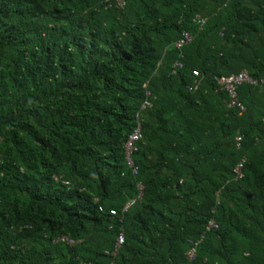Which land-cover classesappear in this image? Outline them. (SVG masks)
I'll return each mask as SVG.
<instances>
[{
  "label": "trees",
  "instance_id": "obj_1",
  "mask_svg": "<svg viewBox=\"0 0 264 264\" xmlns=\"http://www.w3.org/2000/svg\"><path fill=\"white\" fill-rule=\"evenodd\" d=\"M124 2L0 0V264H264V0Z\"/></svg>",
  "mask_w": 264,
  "mask_h": 264
},
{
  "label": "built area",
  "instance_id": "obj_2",
  "mask_svg": "<svg viewBox=\"0 0 264 264\" xmlns=\"http://www.w3.org/2000/svg\"><path fill=\"white\" fill-rule=\"evenodd\" d=\"M105 3L108 6H111L112 4H115L116 6H118L120 8H122L125 5L124 0H105ZM194 23L199 28H202L206 24V19L202 18L200 16H196L195 19H194ZM191 40H192V36L190 34L184 32L182 34L181 38L174 43V46L178 50H180L184 45H186L189 42H191ZM193 76L194 77H198V72H196V71L193 72ZM216 80H217V85L219 86V90L225 91V92L228 93L229 98H230L229 106L232 107V108L236 107V108L239 109L240 114L243 113L245 111V107L238 100L237 90L242 84L256 85L257 81L252 79V78H250L248 73L245 70L240 72V73H238V74H235V75H230V76H226V77L217 78ZM261 82L264 83V79ZM144 87H145V85H144ZM146 96H147V98L150 97L149 92H146ZM150 107H151V102L148 99H146L142 103L140 110L141 111L142 110H146V109H148ZM136 118H137V126L134 129V131L128 136L127 141L125 142V145H124L125 154H126V162H127V165L130 168H133L132 167L133 163H132V160H131V155L136 150L137 143L142 140V132H141V125H140V121H139V115H137ZM236 141H237V146L239 147L240 142H241V138L238 137L236 139ZM243 162H244V159L241 160L234 168V174L238 178L242 177L241 170H242V167H243ZM132 172H133V174H136V172H137L136 168H133ZM138 189L141 191L142 186L138 185ZM141 196H142V193L140 192V194L138 195V197L136 199L128 201L125 204L122 212L123 213L126 212L131 206H133L135 204V202L137 200L141 199ZM100 210H102V208H100ZM111 215L112 216H116V212L115 211H111ZM216 227L217 226L214 223V221L210 220L209 223H208L207 229H212V228H216ZM123 241H124V238H123V235L121 234L118 237V239H117L116 246H115V251L110 253L111 255H115L116 254L118 248L123 243ZM192 244L193 245H197L198 242H192ZM107 254H109V253H107ZM187 256H188L189 260L193 259L195 257V249L192 248L188 252Z\"/></svg>",
  "mask_w": 264,
  "mask_h": 264
},
{
  "label": "clouds",
  "instance_id": "obj_3",
  "mask_svg": "<svg viewBox=\"0 0 264 264\" xmlns=\"http://www.w3.org/2000/svg\"><path fill=\"white\" fill-rule=\"evenodd\" d=\"M108 253V252H107ZM111 255V254H110Z\"/></svg>",
  "mask_w": 264,
  "mask_h": 264
}]
</instances>
